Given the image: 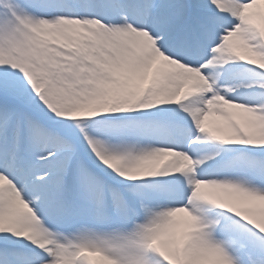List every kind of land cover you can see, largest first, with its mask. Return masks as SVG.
I'll return each mask as SVG.
<instances>
[{"label":"snow or ice","instance_id":"6c2138e0","mask_svg":"<svg viewBox=\"0 0 264 264\" xmlns=\"http://www.w3.org/2000/svg\"><path fill=\"white\" fill-rule=\"evenodd\" d=\"M0 264H264V0H0Z\"/></svg>","mask_w":264,"mask_h":264}]
</instances>
